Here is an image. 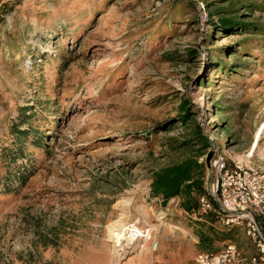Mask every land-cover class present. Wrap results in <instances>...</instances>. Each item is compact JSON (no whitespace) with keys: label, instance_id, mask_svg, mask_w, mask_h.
I'll return each instance as SVG.
<instances>
[{"label":"rangeland","instance_id":"rangeland-1","mask_svg":"<svg viewBox=\"0 0 264 264\" xmlns=\"http://www.w3.org/2000/svg\"><path fill=\"white\" fill-rule=\"evenodd\" d=\"M263 61L264 0H0V142L22 107L44 131L33 175L0 193V264H196L205 217L153 195V174L197 155L168 145L190 134L183 98L228 159L264 169ZM229 239L253 251L238 228L214 250Z\"/></svg>","mask_w":264,"mask_h":264},{"label":"trees","instance_id":"trees-1","mask_svg":"<svg viewBox=\"0 0 264 264\" xmlns=\"http://www.w3.org/2000/svg\"><path fill=\"white\" fill-rule=\"evenodd\" d=\"M218 21L220 27L226 32L236 31L239 26L256 29L254 24L242 23L230 15L221 16ZM188 55L189 57H196L198 55L197 49H189ZM220 56L215 61V68L225 69L224 57L221 58ZM36 116L34 107L20 108L17 121H13L10 126V140L7 144L0 142V193L16 191L18 188L16 185L24 186L33 175L34 164L28 151V145L43 146L44 144V131L39 128V125L34 124L38 120ZM195 117L191 100L183 98L178 106L177 120L190 129V134L183 137H173L168 145L172 150H190L198 146V148L193 149L197 155L189 156L182 161L158 169L154 172L151 183L153 195L161 196L165 203L172 198L179 197L181 207L190 215L197 213L200 196L208 194L205 184L206 168L199 157L205 153L210 142L202 127L196 122ZM164 125L165 127L168 126L167 124ZM202 218H204L203 225L206 226V230L199 234L200 246L203 249L214 250L215 240L229 238L235 228L216 226L217 216L214 212H209Z\"/></svg>","mask_w":264,"mask_h":264},{"label":"built area","instance_id":"built-area-1","mask_svg":"<svg viewBox=\"0 0 264 264\" xmlns=\"http://www.w3.org/2000/svg\"><path fill=\"white\" fill-rule=\"evenodd\" d=\"M205 135L212 145L213 155L209 161L214 180L208 194L200 196L196 214L202 218L209 212L216 213L218 224L244 232L247 245H251L253 251L229 239L218 250L200 251L195 263L264 264V169L243 160L228 159L213 142V135ZM158 244L154 241V251Z\"/></svg>","mask_w":264,"mask_h":264},{"label":"bare ground","instance_id":"bare-ground-1","mask_svg":"<svg viewBox=\"0 0 264 264\" xmlns=\"http://www.w3.org/2000/svg\"><path fill=\"white\" fill-rule=\"evenodd\" d=\"M262 128V127H261ZM261 131V130H260ZM260 131H257V133H256V136H255V144H254V146L257 144V141L259 140V137H260ZM129 201V200H128ZM112 224V223H111ZM115 226H118V223L117 224H113V226H112V230H113V236H111V237H113L112 239H113V241H114V243L116 244V247H117V245H119V241H120V238H121V236L123 235H121V233L119 234V231H118V233L116 232V230L114 229V228H116ZM124 226V225H123ZM121 227V226H120ZM122 232V231H121ZM138 232V231H137ZM124 236V235H123Z\"/></svg>","mask_w":264,"mask_h":264}]
</instances>
